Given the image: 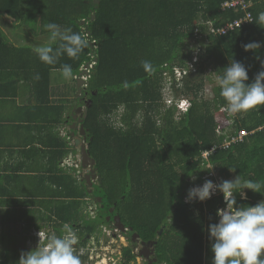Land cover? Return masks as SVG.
Returning a JSON list of instances; mask_svg holds the SVG:
<instances>
[{
	"label": "trees",
	"instance_id": "trees-1",
	"mask_svg": "<svg viewBox=\"0 0 264 264\" xmlns=\"http://www.w3.org/2000/svg\"><path fill=\"white\" fill-rule=\"evenodd\" d=\"M225 1L0 0V16L34 36L49 34L43 26L54 22L89 41L77 58L65 54L48 65L38 59L34 47L15 45L0 27V96L15 95V81L24 79L39 94L31 107H50V72L68 64L76 75L85 63L92 64L80 99L91 100L82 124L100 179L89 191L85 180L64 178L67 183L59 194L63 200L55 203L57 220L52 224L58 236L68 223L81 227L84 236L100 239L113 208L140 238L155 241V264H212L208 226L217 223V209L226 202L221 192L204 202H185L189 188L200 184L204 174L264 181V106L230 118L215 82L231 60L247 69L246 83L264 70V23L258 19L264 0H245L251 3L247 10L252 21L219 34L216 28L245 15L240 6L223 7ZM190 42L195 43L191 49ZM251 42L261 47L245 51L243 46ZM194 49V71L171 86L175 100L190 101L187 111L176 116L175 105L166 106L162 98V71L185 67ZM145 60L152 64L151 73L141 65ZM42 114L40 119L47 122L50 111ZM242 130V139L233 140ZM68 152L76 153L77 146L62 139L60 154ZM244 191L247 199L237 193V206H255L264 197ZM88 207L97 211L89 215ZM123 255L125 262L133 257L127 247ZM9 259L2 256L0 264H9Z\"/></svg>",
	"mask_w": 264,
	"mask_h": 264
},
{
	"label": "crops",
	"instance_id": "crops-1",
	"mask_svg": "<svg viewBox=\"0 0 264 264\" xmlns=\"http://www.w3.org/2000/svg\"><path fill=\"white\" fill-rule=\"evenodd\" d=\"M3 18L9 23L0 27L10 40L15 45L26 44L15 31L24 27L1 15L0 19ZM30 38L37 39L36 46L39 36L32 35ZM75 76H79V73L65 80L59 70L50 72V107L48 104L45 107H31L32 99L38 92L24 79L15 81V95L0 96V220L5 219L0 224L5 226L18 224L16 220L21 221V226H29V231L25 233L32 231L31 234L35 236L38 232L43 235L40 237V245L46 244L51 234L58 236L52 224L57 220L55 203L63 200L59 194L64 183H67L64 178L72 175L80 181L85 180L91 187L84 175L85 168L80 166L81 162L77 159L78 147L76 153L60 154L62 139L75 145V138H80L78 125L74 136H71L70 129L71 115L79 117L77 108L83 106ZM41 96L45 97V92ZM40 108L49 110L38 111ZM49 111L48 121L44 122L40 119L44 116L42 113ZM59 111L61 115L57 116ZM66 159L71 164H67ZM65 224L74 231L77 228L74 224Z\"/></svg>",
	"mask_w": 264,
	"mask_h": 264
},
{
	"label": "clouds",
	"instance_id": "clouds-1",
	"mask_svg": "<svg viewBox=\"0 0 264 264\" xmlns=\"http://www.w3.org/2000/svg\"><path fill=\"white\" fill-rule=\"evenodd\" d=\"M258 19L264 23V12L259 14ZM43 27L49 33L48 42L33 49L42 63L53 65L65 54L69 58H77L89 45L85 35L73 32L71 28H62L54 22ZM243 47L249 51L261 45L251 42ZM141 65L145 72L153 71L150 61H142ZM261 67L264 69V61ZM223 69V74L216 76L215 82L220 97L225 101L223 110L228 117L264 106V70L256 74L254 82L246 83L249 80L248 71L242 63L231 60ZM59 71L65 80L74 76L71 65L64 64ZM36 79H39L38 74ZM216 179V175L204 174L202 182L193 185L186 198L187 202H204L215 192H221L224 196L226 207L216 212L219 221L208 226L209 239L212 241V264H264V202L245 207L237 206L236 200L237 193L241 199H247L245 189L264 193V181L245 180L241 175L221 183ZM61 232L60 236L51 234L45 246L22 252L17 264H82L74 249L78 240L75 231L65 224Z\"/></svg>",
	"mask_w": 264,
	"mask_h": 264
},
{
	"label": "rangeland",
	"instance_id": "rangeland-1",
	"mask_svg": "<svg viewBox=\"0 0 264 264\" xmlns=\"http://www.w3.org/2000/svg\"><path fill=\"white\" fill-rule=\"evenodd\" d=\"M8 23H9V21H7L6 18L0 19V25L1 26L5 27V24L8 25ZM15 31L18 32V35H17L18 37H21L25 40L26 44H24V45H26V46L36 47L38 45H43V44H46L48 42L49 34L39 35V39H38L39 41H37V44L35 46V40H37V39L33 38L31 40L30 37H32V35H33L32 33H31L32 34L31 35L30 32L24 28H20V29H17ZM193 43L194 42H190V46H189L190 49H191V46L195 45V43L194 44ZM192 54H193V56H192V58H193L194 56H196L198 54V50L194 49ZM207 88H208V91L206 93H207V96H209L210 92H211V86L207 87ZM203 93H204V91H203ZM82 105H84L83 102H82ZM215 175L217 177L216 180H218L219 183H221L224 180H233L235 178V175H231V176L226 177V178L217 175V173H215ZM92 182H94V181H92ZM187 194L188 193H186V196H184V198H183L185 202H187L186 201ZM223 198H224V196H223ZM89 204L92 207L94 206V203L92 201L89 202ZM225 207H226V205L224 206V208ZM88 214L89 215L92 214V209H90V208L88 209ZM2 220H5V219L1 218L0 221H2ZM16 221L18 222V224L10 223L12 225L6 224L5 226H4V224H0V258L2 256L6 257V258H10L8 260L9 264H17L22 252L31 251L38 246L39 247L45 246V244L40 245L41 244L40 243V237L42 238V236H43V235L41 236V233L38 232L36 234V236H35V234H31L32 231H30V233H25L24 231H26V227L24 225L21 226V221H19V220H16ZM218 221H219V217L217 218V222ZM5 222H7V221H5ZM32 235H34V236H32ZM95 240H96L95 238H90V240H88L85 243V248L82 249L83 252H81L84 255L83 261L81 260L82 264H120V263H118V258H117L118 254H119L118 250L120 249V246H122V244L120 242V238L112 237L111 235H107L104 233V235L102 237H100V239H99L100 241H95ZM122 253H123V251H122ZM77 255H78V253H77ZM138 261L142 262L143 260L139 257ZM136 263H137V261L135 260L134 264H136ZM122 264H125V263H122Z\"/></svg>",
	"mask_w": 264,
	"mask_h": 264
},
{
	"label": "flooded vegetation",
	"instance_id": "flooded-vegetation-1",
	"mask_svg": "<svg viewBox=\"0 0 264 264\" xmlns=\"http://www.w3.org/2000/svg\"><path fill=\"white\" fill-rule=\"evenodd\" d=\"M87 101L88 100H87L86 96L83 97L82 102L87 103ZM92 168L94 169L95 166L93 165ZM89 173H90L89 167L85 168L84 175L89 174ZM95 174L97 175L96 169H95ZM96 179H98L97 176H95V178L93 179L94 182H92V183H96L97 182ZM110 210H112V211H110ZM95 211H97L96 207L92 208L93 214L95 213ZM109 212H110V215L106 216L107 223H106V225L102 226L101 229H102L103 234L105 233L107 235H111L112 237L120 238V242H121L122 246H120V249L118 250V253H119L118 257H117L118 263H120V264H122V263L134 264V262L136 260L137 261L136 264H155L157 261V258L155 255V241L150 240V239L145 240V239L140 238L139 234L137 232L133 231L131 226H125L123 224L125 226L124 231L117 229L116 226L114 225V221H113V216L115 215L113 208H110ZM108 217H109V219H108ZM75 233L77 235L78 240H77V244L74 246V249H75L76 254L78 253V256L83 261L84 255H83V253H81V252H83L82 249L85 248V243L88 240H90V238H94V236H90L89 234L84 236V233H83V230L81 227L75 228ZM95 241H100V240L98 239ZM125 247H127L129 249L130 255L133 256L131 259H129L126 262H125L124 255L122 253L123 248H125ZM139 257L143 260L142 262L138 261Z\"/></svg>",
	"mask_w": 264,
	"mask_h": 264
},
{
	"label": "built area",
	"instance_id": "built-area-1",
	"mask_svg": "<svg viewBox=\"0 0 264 264\" xmlns=\"http://www.w3.org/2000/svg\"><path fill=\"white\" fill-rule=\"evenodd\" d=\"M223 7L226 8H234L236 6H240L242 10L245 11V15L243 17H240L238 19H235L231 22H227L224 25L218 27L215 29V31L219 34H223L229 30L238 28L244 24H247L252 21L253 17L251 13L247 10L251 3L246 2L245 0H228L222 3ZM210 30L214 29L212 28V24L210 22L207 23ZM198 62L197 56H194L185 67H180L178 65L173 66V73H171L168 69L164 68L162 71L163 76V92H164V102L166 106H172L175 105L176 107V116L184 113L190 106V101L187 98L181 97L177 98L176 100L172 97V95L169 94L170 88L172 84L176 81L178 84L180 83L182 77L188 72V71H194V67L196 63ZM91 63H89L87 67H91ZM165 66V65H164ZM81 69H84V66L81 67ZM76 77V76H75ZM85 80H87L88 75H82ZM78 78V76L76 77ZM246 134L244 130L240 131V134L237 138H233V140L236 139H242V137ZM65 162L67 164H71V161L69 159H66ZM78 165V164H76ZM216 194V192H215ZM213 194V195H215Z\"/></svg>",
	"mask_w": 264,
	"mask_h": 264
},
{
	"label": "water",
	"instance_id": "water-1",
	"mask_svg": "<svg viewBox=\"0 0 264 264\" xmlns=\"http://www.w3.org/2000/svg\"><path fill=\"white\" fill-rule=\"evenodd\" d=\"M92 18H94V13H92ZM88 65V63H85L83 66H84V69L83 71H81L79 73V76L76 80V86L78 87L79 89V92L82 91V87L84 86L85 84V79L83 77H81L82 75H86L87 74V71H86V66ZM264 83V82H262ZM91 104V100H88L87 103H84L83 106H80L77 108L79 114H81V117L77 118L75 117V115H73V119H76L74 120L73 123H71V126H70V129H73V130H76L77 127L79 126V133H80V137H82V139L80 138H75L74 140V143L75 145H79L80 146V162H81V166L83 168H88L89 167V174H86V180L87 182L89 183L90 186H92V181L93 179L95 178V176H97L98 179H100V175L99 174H95V168L93 169L92 166L94 165L95 161L93 158H91L89 156V152L87 150V147H86V143L84 142L86 140V132H85V129L83 127V124H82V120L86 117L87 115V107ZM77 122L78 123V126L77 124L75 123ZM75 133L72 131L71 132V136H74ZM98 201H100V197L97 198ZM264 201V197L262 196V198L259 200V202H263ZM112 211V210H110ZM109 219V217H108ZM113 221H114V225L116 226L117 229L121 230V231H124L125 230V226L122 224L121 220H120V217L118 214H115L113 216ZM160 233V231H159Z\"/></svg>",
	"mask_w": 264,
	"mask_h": 264
},
{
	"label": "bare ground",
	"instance_id": "bare-ground-1",
	"mask_svg": "<svg viewBox=\"0 0 264 264\" xmlns=\"http://www.w3.org/2000/svg\"><path fill=\"white\" fill-rule=\"evenodd\" d=\"M89 68H90V67H89ZM89 68H88V67L86 68L87 75H88V70H89ZM81 71H83V69H81L80 72H81ZM80 72H79V73H80ZM84 87H86V82H85L84 86L82 87V90L84 89ZM162 88H163V86L161 87V92H162L161 94H162V98L164 99V92H163ZM81 92H82V91H81ZM169 94L173 96L172 87L170 88ZM73 115H74V114L71 115V117H72V121H71V123H73L74 120H76V119H73ZM78 115H79V117H81V114H78ZM76 117H77V116H76ZM79 117H77V118H79ZM75 123L78 125L77 122H75ZM84 142H85V141H84ZM77 147H78V149H79V152H78L79 154H78L77 159L80 161V146L78 145ZM261 198H262V197H261ZM122 224H123V223H122ZM160 232H161V230H160ZM159 234H160V233H159Z\"/></svg>",
	"mask_w": 264,
	"mask_h": 264
}]
</instances>
